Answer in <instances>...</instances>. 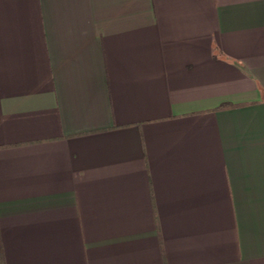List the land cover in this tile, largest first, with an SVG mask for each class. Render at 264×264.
<instances>
[{"label": "crops", "instance_id": "crops-1", "mask_svg": "<svg viewBox=\"0 0 264 264\" xmlns=\"http://www.w3.org/2000/svg\"><path fill=\"white\" fill-rule=\"evenodd\" d=\"M0 264H264V0H0Z\"/></svg>", "mask_w": 264, "mask_h": 264}]
</instances>
